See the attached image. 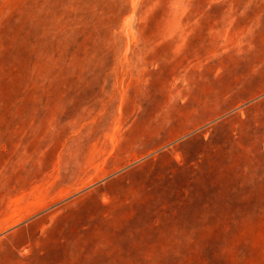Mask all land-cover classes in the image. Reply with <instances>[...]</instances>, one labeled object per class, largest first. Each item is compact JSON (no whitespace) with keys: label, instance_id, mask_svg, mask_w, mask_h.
<instances>
[{"label":"rangeland","instance_id":"obj_1","mask_svg":"<svg viewBox=\"0 0 264 264\" xmlns=\"http://www.w3.org/2000/svg\"><path fill=\"white\" fill-rule=\"evenodd\" d=\"M0 264H264V0H0Z\"/></svg>","mask_w":264,"mask_h":264}]
</instances>
